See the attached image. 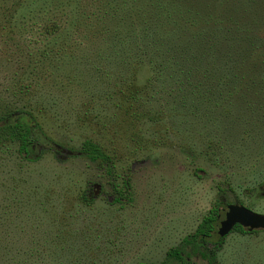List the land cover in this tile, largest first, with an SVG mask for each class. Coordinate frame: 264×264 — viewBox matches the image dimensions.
Returning <instances> with one entry per match:
<instances>
[{
  "label": "rangeland",
  "instance_id": "obj_1",
  "mask_svg": "<svg viewBox=\"0 0 264 264\" xmlns=\"http://www.w3.org/2000/svg\"><path fill=\"white\" fill-rule=\"evenodd\" d=\"M42 3L0 0V112L30 110L58 146L28 163L13 147H1L0 214L17 215L13 225H22L30 242L45 236L46 246H63L64 264H161L220 202L264 214L257 186L264 166L252 174L216 149L206 155L210 150L167 112L156 123L128 121L98 81L90 87L50 81L49 67L35 59L41 26L59 16ZM76 46L78 57L95 49ZM85 138L110 154V175L77 153ZM86 186L87 205L80 201ZM222 241L218 264H264V230H231Z\"/></svg>",
  "mask_w": 264,
  "mask_h": 264
},
{
  "label": "trees",
  "instance_id": "obj_2",
  "mask_svg": "<svg viewBox=\"0 0 264 264\" xmlns=\"http://www.w3.org/2000/svg\"><path fill=\"white\" fill-rule=\"evenodd\" d=\"M42 2V9L59 16L41 26L43 43L35 59L49 67L50 81L85 87L98 81L101 94L117 100L114 108L128 121L156 123L167 112L178 128L210 150L206 155L216 149L236 165L250 168L249 173L260 172L264 0ZM75 46L95 49L78 57ZM3 146L13 147V154L28 163L55 151L58 144L44 132L38 116L23 107L0 112V149ZM77 153L107 175L112 173L110 154L94 139H83ZM257 186L263 193L264 178ZM80 201L91 203L89 186ZM218 206L165 252L164 263L194 264L193 257L218 264L225 236L217 231ZM17 218L6 211L0 214V264H64L63 246H46L45 236L30 242L28 231L13 225ZM232 231L256 232L237 225ZM62 239L55 230V242Z\"/></svg>",
  "mask_w": 264,
  "mask_h": 264
},
{
  "label": "water",
  "instance_id": "obj_3",
  "mask_svg": "<svg viewBox=\"0 0 264 264\" xmlns=\"http://www.w3.org/2000/svg\"><path fill=\"white\" fill-rule=\"evenodd\" d=\"M218 212V233L226 234L236 225L245 232L264 230V214L252 212L239 204H220Z\"/></svg>",
  "mask_w": 264,
  "mask_h": 264
}]
</instances>
